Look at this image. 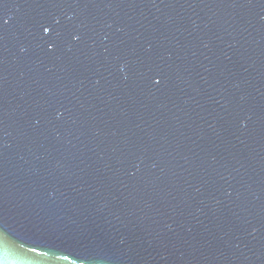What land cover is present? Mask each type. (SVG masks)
<instances>
[{
    "label": "water",
    "instance_id": "obj_1",
    "mask_svg": "<svg viewBox=\"0 0 264 264\" xmlns=\"http://www.w3.org/2000/svg\"><path fill=\"white\" fill-rule=\"evenodd\" d=\"M0 264H264V0H0Z\"/></svg>",
    "mask_w": 264,
    "mask_h": 264
}]
</instances>
